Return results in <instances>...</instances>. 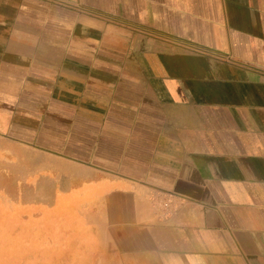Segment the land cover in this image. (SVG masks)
<instances>
[{"label": "crops", "instance_id": "1", "mask_svg": "<svg viewBox=\"0 0 264 264\" xmlns=\"http://www.w3.org/2000/svg\"><path fill=\"white\" fill-rule=\"evenodd\" d=\"M0 132L106 158L118 264H264V0H0Z\"/></svg>", "mask_w": 264, "mask_h": 264}, {"label": "rangeland", "instance_id": "2", "mask_svg": "<svg viewBox=\"0 0 264 264\" xmlns=\"http://www.w3.org/2000/svg\"><path fill=\"white\" fill-rule=\"evenodd\" d=\"M98 153L106 156L105 150H98ZM105 161V157L71 158L40 152L0 132V245L10 243L9 235L14 232L36 235L45 228L63 226L68 204L76 203L74 197L82 195L78 191L97 187L104 189L102 195L106 196ZM76 212L79 223L83 214L78 209ZM105 217L99 214L106 226ZM103 238L107 245L106 264H118V249L108 247V240ZM103 238L94 236L91 242L100 243Z\"/></svg>", "mask_w": 264, "mask_h": 264}, {"label": "bare ground", "instance_id": "3", "mask_svg": "<svg viewBox=\"0 0 264 264\" xmlns=\"http://www.w3.org/2000/svg\"><path fill=\"white\" fill-rule=\"evenodd\" d=\"M91 188L85 192L78 191L82 195L79 194V198L74 195L76 203L68 202L69 208L62 215L66 217L63 226L45 228L36 235L31 232L10 234V243L0 245V248H7L0 249V264H98V259L99 264H106V242L103 238L107 235L106 226L99 218V214L106 215V196L102 195L104 189ZM77 209L83 214L79 223ZM94 236L103 240L92 244Z\"/></svg>", "mask_w": 264, "mask_h": 264}]
</instances>
